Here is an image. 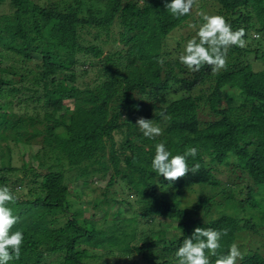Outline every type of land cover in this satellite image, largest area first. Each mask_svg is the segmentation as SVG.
<instances>
[{
  "label": "trees",
  "instance_id": "obj_1",
  "mask_svg": "<svg viewBox=\"0 0 264 264\" xmlns=\"http://www.w3.org/2000/svg\"><path fill=\"white\" fill-rule=\"evenodd\" d=\"M165 2L101 0L83 14L82 0H0V184L25 234L15 264H177L197 227L227 231L220 252L248 237L239 264H264V0H195L244 28L248 44L231 48L223 69L199 72L163 62L165 39L200 22L173 17ZM170 89L179 95L167 100ZM141 118L162 134L144 137ZM159 142L174 155L193 144L187 163L199 170L156 177ZM223 166L244 188L218 178ZM103 180V197L119 188L125 198L113 203L130 216L85 214L87 191ZM193 187L211 193L183 208Z\"/></svg>",
  "mask_w": 264,
  "mask_h": 264
},
{
  "label": "clouds",
  "instance_id": "obj_2",
  "mask_svg": "<svg viewBox=\"0 0 264 264\" xmlns=\"http://www.w3.org/2000/svg\"><path fill=\"white\" fill-rule=\"evenodd\" d=\"M194 3L195 0H167L164 9L173 17L180 18L192 12ZM199 16V27L193 25L195 34L185 42L178 62L192 72H199L206 65L218 71L226 66L231 48L244 49L248 46L246 30L233 29L231 22L219 14L200 12ZM135 127L149 139L162 134L161 128L154 125L152 120L138 119ZM197 152L196 147H191L183 154L174 155L164 142L156 143L150 162L152 172L167 181L194 173L199 170V165L190 168L187 160L189 157L195 158ZM15 201L10 187L0 184V264H15L20 259L25 241L24 232L13 230L19 221L10 206ZM227 234L225 230L211 227L195 228L176 248L177 264H212L210 257H216L215 264H239L242 252L237 243L229 244L225 252L218 251L223 248L221 241Z\"/></svg>",
  "mask_w": 264,
  "mask_h": 264
},
{
  "label": "rangeland",
  "instance_id": "obj_3",
  "mask_svg": "<svg viewBox=\"0 0 264 264\" xmlns=\"http://www.w3.org/2000/svg\"><path fill=\"white\" fill-rule=\"evenodd\" d=\"M82 2L83 3L81 6V13L83 14L86 12V9H92L94 11H97L99 8H103L101 0H82ZM0 10L7 12L8 9L5 8L4 6L3 8H0ZM200 12H203V11L201 10L198 11L196 9H193L191 12L192 18H196V19L199 18ZM206 13L215 14V11L211 4L206 5ZM193 25L194 24L192 20H190L188 22V25L183 26L181 29L175 30L165 39L164 45H163V57H162L163 62L172 64L173 61L178 60V56L183 52V46L185 42L187 41V39L191 38L195 34V28L193 27ZM195 27L198 28L199 25L197 26L195 25ZM113 33H114L113 37L115 38L116 30H113ZM117 38H118V35H117ZM254 39H258L256 35H254ZM118 44L119 43H116V44L114 43V45H118ZM114 45H107L106 47L108 48H106L105 51L110 50L111 48L114 47ZM251 60H253L252 57H251ZM86 64H88V62ZM252 64H253L254 69H260V64L258 62L252 61ZM167 93L168 94L166 95V98H165L167 100L174 99L175 95H179V93H174L171 89L168 90ZM191 147H194V145L186 144L184 147H182L179 150V153L183 154L184 152H186L188 148H191ZM35 151H36V148L34 147L31 151V155H29V158L27 159L30 162H34V163L36 162L35 158H33V156L35 155ZM189 158H192V157H189ZM12 162L15 166L20 165V161L15 157ZM219 169L221 171V173H219L218 175L219 179L229 182V183H234L235 186L244 188V182L235 180V177L239 176V171H235L234 173H232L230 170V167L225 168L224 166L220 167ZM104 184H105V181L103 180V181L95 182L94 184L90 186L93 189V191L92 192L87 191V195L85 198V201L90 202V204L82 206V209L85 211V214H87V216L89 217L95 216L96 218L95 217L93 218H95L96 220H99L100 218L104 217L105 221L107 222L111 221L115 215L130 216L131 213L125 211L127 209L126 204L123 203L120 205H116L115 203H113L114 199L121 200L125 198V195H123V193L122 194L120 193L121 191L119 190V188H112L111 190L106 192V197H103L102 193L104 192L103 191ZM115 190L117 194L114 193ZM19 192H21V190ZM210 193L211 191L208 188L201 189L199 187H193L192 189L183 192L182 196L180 197L182 198L181 206L183 208L191 207L192 204L197 201V198L199 197V195L206 196L207 194H210ZM127 200H130V199L127 198ZM101 222L102 221H99L98 225L101 224ZM172 229L173 228L171 225L167 227V230L169 232ZM245 239L246 238H243V240ZM243 240L242 242L239 243L240 246H242L241 244L244 242ZM245 242L248 243V237H247V240H245ZM246 251H247V247H246ZM91 261H92L91 262L92 264H101L100 261H96V260H91Z\"/></svg>",
  "mask_w": 264,
  "mask_h": 264
}]
</instances>
